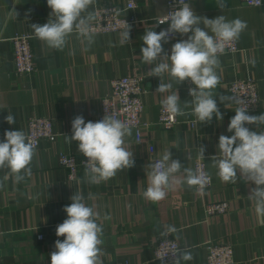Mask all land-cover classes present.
Here are the masks:
<instances>
[{
	"label": "crops",
	"instance_id": "0c3cea01",
	"mask_svg": "<svg viewBox=\"0 0 264 264\" xmlns=\"http://www.w3.org/2000/svg\"><path fill=\"white\" fill-rule=\"evenodd\" d=\"M104 4L125 6L129 0H99ZM137 9L126 16L139 23L130 30V41L121 45L120 32L96 34L94 43L73 33L63 51L49 49L34 36L31 24L47 23L51 9L47 0H0V125L5 139L6 130L27 132L30 117L44 116L53 119L57 141H44L36 149L31 169L32 175L19 184L12 180L0 187V264H51L50 254L55 251L54 233L67 214L63 211L71 203L70 197L80 191L85 202L100 215L103 225V264L128 261L129 264H160L154 260L153 250L157 242L169 235L179 242L181 250L190 251L193 259L181 264H207L205 245L211 241L230 243L234 248L233 264H264V220L255 213L253 201L248 199L251 182L240 178L236 182H223L212 166L211 158L219 157L217 148L221 134L227 131L230 119L235 115L231 101L225 104L220 95L229 97V84L236 79L252 77L259 83L261 102L254 115L264 113V4L247 5L244 0H222L221 10L217 0H190L191 8L198 16L213 19L224 15L227 20L239 18L247 22V28L238 39L241 51L235 55L219 56L217 69L220 83L213 89L214 98L223 114V120L214 116L211 123H200L191 107L184 108L185 115L172 130L159 124L162 101L177 90L184 102L192 98L186 90V81L176 85L166 73L152 76L140 49L142 36L148 30L159 33L169 27L160 26L157 18L165 16L167 0H135ZM15 7L18 16L8 14ZM89 11L95 13L94 4ZM202 28L203 24L200 25ZM209 31V34H212ZM16 34L33 36L32 48L36 71L29 76H19L14 71V52L10 38ZM187 36L175 34L163 44L169 55L171 47ZM70 52H74L70 55ZM156 63H159L157 61ZM142 75L144 80L145 111L138 131L131 128V136L125 138V147L133 153L134 166L118 171L116 176L99 184H88L85 169L76 178L59 163L62 153L81 154L72 136V121L83 116L85 122L99 121L102 111L101 98L111 93V80L118 76ZM173 83L169 92L158 93L159 83ZM11 114L15 124H8L5 117ZM264 130V125L256 129ZM199 146L205 147L207 170L213 177L212 187L198 190L184 183L183 169L176 174L173 186L166 189V197L156 203L144 198L149 182L148 165L159 159L164 150L172 153L183 167L194 170ZM4 171H0V180ZM89 194L93 197L89 199ZM228 202L229 211L209 216V204ZM109 214L111 219H103ZM167 226L176 232H166ZM44 235L43 240L38 236Z\"/></svg>",
	"mask_w": 264,
	"mask_h": 264
},
{
	"label": "clouds",
	"instance_id": "9594fccd",
	"mask_svg": "<svg viewBox=\"0 0 264 264\" xmlns=\"http://www.w3.org/2000/svg\"><path fill=\"white\" fill-rule=\"evenodd\" d=\"M95 0H47L51 13L47 23L31 24L34 36L49 49L63 51L68 38L77 34L86 39L88 44L94 43L96 35L94 28L95 13L89 11ZM217 6L223 10L222 0H217ZM18 13L13 8L8 14L11 18ZM169 27L159 33L148 30L142 36L144 46L140 49L145 64L151 68L152 76L161 79L168 74L176 84L186 80L195 85L189 89L190 101L181 100L177 90L171 92L162 101V106L175 116L185 115L184 108L191 107L192 114L200 123H211L213 117L223 120L213 89L220 83L217 69L221 62L219 56L224 53L227 45L237 41L247 28V22L239 18L227 20L224 15L213 19L198 16L186 0H178L174 10L166 21ZM203 24L202 28L200 25ZM120 32V44L130 41L131 26L125 21ZM212 34H209V31ZM187 36L178 40L171 47L170 55L165 52L163 44L175 34ZM191 33L190 35H188ZM73 55L74 52H70ZM159 61V63H156ZM173 88V83H159L156 92L165 93ZM231 98L220 95L221 103ZM239 103V102H237ZM8 124H15V117L8 114L5 117ZM247 125H255L256 129L264 125V113L250 115L244 107L235 108V115L227 127L231 136L221 134L217 155L211 158L212 166L217 169V175L223 182H236L240 178L246 183L251 182L248 199L254 202L256 215L264 220V130L253 131ZM72 136H66L70 141H76L78 151L86 158L85 180L88 184H99L116 176L118 171L134 166L133 153L125 147V138L131 136V128L114 114L106 111L99 121L85 122L83 116H76L72 121ZM5 139L0 142V171L4 182L12 180L19 184L32 175L31 164L36 153L35 144L22 130H6ZM205 147L199 146V158L204 159ZM170 150H164L159 159L148 165L149 186L144 191L146 200L153 203L166 197V189L173 186L176 174L183 169L184 183L189 188L203 189L210 180L207 173L200 170L185 168L178 159H172ZM93 197L89 194V199ZM71 203L63 211L67 218L57 225L56 236L64 237L55 241V251L50 254L51 264H103V225L98 224L100 215L85 202V197L76 191L70 197ZM103 219H111L105 214ZM173 226H167L166 232H176ZM173 264L190 261L193 256L190 251L178 250L172 253Z\"/></svg>",
	"mask_w": 264,
	"mask_h": 264
},
{
	"label": "built area",
	"instance_id": "2783aa9c",
	"mask_svg": "<svg viewBox=\"0 0 264 264\" xmlns=\"http://www.w3.org/2000/svg\"><path fill=\"white\" fill-rule=\"evenodd\" d=\"M247 5L262 6L264 0H244ZM178 0H167V12L165 16L157 18L155 22L160 26H164L170 16L171 11L177 5ZM189 3L190 0H186ZM95 20L94 28L96 34H107L123 30L122 26L126 21L131 27L137 23L138 20L128 18L126 13L128 11H135L137 9V2L129 0L125 6L109 5L95 0ZM189 33L188 35H190ZM172 38V37H171ZM33 36L30 34H16L10 41L14 52V71L19 76H31L36 71L35 56L32 48ZM241 51L239 41H235L226 46L225 51L221 55H235ZM220 55V56H221ZM144 80L142 75H126L118 76L111 80V93L101 98L102 111L99 120L103 118L106 111L111 112L117 118L124 121L130 128H136L138 131L147 124L142 123V114L145 111L144 103ZM195 87L190 80H186V90ZM229 97L231 103L236 107H244L248 114L254 115L258 110L261 102L259 83L252 77L244 79H236L229 84ZM239 102V103H237ZM180 123V116H175L163 108L162 104L159 112V124L166 130H172ZM27 136L35 144L36 149L41 146L44 141L55 142L59 134L55 131L53 119L44 116L30 117L27 122ZM3 135V130L0 125V138ZM86 158L82 154L62 153L59 156V163L69 172L70 178H76L78 173L85 169L84 161ZM200 170L210 177L209 183L202 189H208L213 185V177L207 170L206 160L199 158L195 159L194 171ZM228 202H217L209 204L207 207V214L222 215L229 211ZM57 239L61 241L64 237H57L56 231L54 233ZM39 240L44 239V235L38 236ZM206 248V263L207 264H233L234 248L230 243L211 241L205 245ZM181 250L179 242L169 235L163 236L155 245L153 250L154 260L160 264H173V252ZM116 264H129L128 261H118Z\"/></svg>",
	"mask_w": 264,
	"mask_h": 264
}]
</instances>
